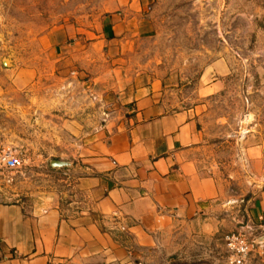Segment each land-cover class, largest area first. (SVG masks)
<instances>
[{
  "label": "rangeland",
  "instance_id": "1",
  "mask_svg": "<svg viewBox=\"0 0 264 264\" xmlns=\"http://www.w3.org/2000/svg\"><path fill=\"white\" fill-rule=\"evenodd\" d=\"M124 9L133 17L130 29L113 47H105L111 50L104 56L131 75H173L180 90L171 95L179 98L175 108L200 105L205 138L216 145L224 174L251 175L247 157L264 145V0H0V97H7L0 109H16L0 113V145L17 147L28 162L14 183L3 185L9 196L70 189L74 160L79 162L71 153L72 139L79 137L72 131L73 120L88 128L96 116V96L83 83H73L72 74L53 60L49 33L68 26L84 44L95 41L106 16ZM218 59L227 61L231 73L224 90L209 94L200 78ZM19 77L34 82L32 88L16 89ZM49 118L52 127L45 124ZM60 127L68 132L65 138ZM52 159L72 164L52 167ZM229 180L244 199L249 197L247 181ZM240 203L222 213L225 224L217 232L206 236L183 224L155 243L133 245L125 264H223L228 255L223 235L249 219L245 202ZM254 257L264 264V255ZM67 264L121 263L83 257Z\"/></svg>",
  "mask_w": 264,
  "mask_h": 264
},
{
  "label": "crops",
  "instance_id": "2",
  "mask_svg": "<svg viewBox=\"0 0 264 264\" xmlns=\"http://www.w3.org/2000/svg\"><path fill=\"white\" fill-rule=\"evenodd\" d=\"M132 19L125 9L107 15L99 39L85 44L72 27L49 33L53 60L96 96V116L88 128L73 120L79 137L72 139L71 153L79 162L74 160L70 189L24 197L0 189V264H67L83 257L125 264L133 245L155 243L183 224L206 236L217 232L225 224L222 213L242 207L240 202L255 233L264 231V145L247 157L250 176H226L216 145L205 138L200 105L175 108L179 98L171 95L180 90L173 75H131L104 56ZM262 72L264 81V63ZM230 73L227 61L218 59L203 70L200 82L209 94L217 93L227 87ZM19 78L16 89L32 88L34 82ZM10 111L16 109H0ZM101 114L103 122L97 119ZM45 122L53 126L52 118ZM59 129L65 138L68 132ZM229 179L247 181L249 197Z\"/></svg>",
  "mask_w": 264,
  "mask_h": 264
},
{
  "label": "built area",
  "instance_id": "3",
  "mask_svg": "<svg viewBox=\"0 0 264 264\" xmlns=\"http://www.w3.org/2000/svg\"><path fill=\"white\" fill-rule=\"evenodd\" d=\"M27 165L26 155L17 147L0 145V189H3L5 184L14 183L17 174ZM255 231V226L248 220L238 229L225 235L228 255L223 264H259L254 261V255H262L264 242L258 241L259 236Z\"/></svg>",
  "mask_w": 264,
  "mask_h": 264
},
{
  "label": "water",
  "instance_id": "4",
  "mask_svg": "<svg viewBox=\"0 0 264 264\" xmlns=\"http://www.w3.org/2000/svg\"><path fill=\"white\" fill-rule=\"evenodd\" d=\"M52 167H69L72 162L66 161V160H61V159H52L51 161ZM259 242H264V236L258 237Z\"/></svg>",
  "mask_w": 264,
  "mask_h": 264
},
{
  "label": "trees",
  "instance_id": "5",
  "mask_svg": "<svg viewBox=\"0 0 264 264\" xmlns=\"http://www.w3.org/2000/svg\"><path fill=\"white\" fill-rule=\"evenodd\" d=\"M229 232H231V231H229ZM229 232H227V233H229ZM227 233H225V234L223 235V238L225 237V235H226ZM256 235H264V231H260L259 233H256Z\"/></svg>",
  "mask_w": 264,
  "mask_h": 264
}]
</instances>
